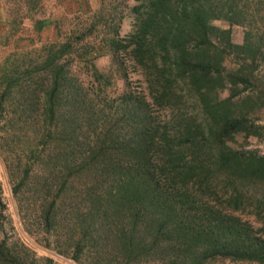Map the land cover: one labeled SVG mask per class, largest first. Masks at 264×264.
I'll return each mask as SVG.
<instances>
[{
	"label": "trees",
	"instance_id": "1",
	"mask_svg": "<svg viewBox=\"0 0 264 264\" xmlns=\"http://www.w3.org/2000/svg\"><path fill=\"white\" fill-rule=\"evenodd\" d=\"M251 1L264 18V0H137L127 41L116 32L105 40L113 62L122 55L144 71L154 104L177 88L195 99L199 111L172 133L130 90L125 70L118 100L90 60L83 87L70 69V37L44 45L34 67L30 53L13 56L1 74L0 157L26 234L74 264H264V154L228 145L237 134L262 136L250 113L264 108V90L244 94L264 68V28L247 22ZM214 20L244 27L243 43ZM231 55L242 61L234 70L224 66ZM0 264L55 263L1 239Z\"/></svg>",
	"mask_w": 264,
	"mask_h": 264
},
{
	"label": "rangeland",
	"instance_id": "2",
	"mask_svg": "<svg viewBox=\"0 0 264 264\" xmlns=\"http://www.w3.org/2000/svg\"><path fill=\"white\" fill-rule=\"evenodd\" d=\"M30 3V0H0V84L3 68L7 63L12 62L14 55L22 57L24 54L30 53L25 62L28 67H34L44 59L45 55L41 50L44 45L56 44L59 48L70 37L74 42L73 49L75 50L74 61L70 69L79 78L83 87H91V81L85 73L84 65V61L90 60L101 72L110 76L113 87L109 91L106 89L112 95L110 101L118 100V94L125 89L124 80L120 76V71L125 70L130 90L136 95L143 94L145 96L150 104V111L155 122L160 126L165 125L169 133L173 132L176 121L187 120L199 111L195 99L182 94V90L178 88L175 91L178 97H173L163 106L154 104L150 97L144 71L138 66L135 67L122 55L118 56L117 61H112V54L107 52L105 40L111 38L116 32L118 39L127 41L134 31L135 13L133 7L137 5V0H37L35 9L32 11L33 4ZM248 5L253 17L249 18L247 22L255 23L259 32H262L264 28L263 13L255 9L256 5L253 1ZM39 21L45 23L40 32L37 31ZM212 23L220 29L230 28L231 40L234 44L243 43L246 30L244 27L230 26L225 20H214ZM88 30H92V32L88 33ZM81 33H84L83 39L76 42L75 38ZM213 40L218 42L215 38ZM83 55L84 58L79 57ZM241 62L240 58L231 55L226 58L224 66L234 70ZM23 66L26 67L25 64ZM251 78L253 87L247 88L244 94L258 96L261 90H264V68L260 66ZM228 94L226 88L221 90L218 95L223 99ZM40 98V102L43 104L44 91L40 92ZM2 119V113H0V120ZM250 119L262 127L261 138L249 137L245 141L243 134H237L235 141L228 145L233 149L240 150L245 147L264 154V108L260 110L255 108L250 113ZM94 134L95 132H91V135ZM18 148L19 145L14 146L15 150ZM5 166L2 157H0V240H6L9 244L16 242L25 244L38 258H51L55 264H74L68 258L59 257L52 250L44 248L38 243L36 237L25 233L18 203L12 193V184ZM27 199L28 196L23 194L21 200L25 204H27ZM240 215L255 228L260 226L257 219L246 211ZM39 238L43 239L42 235H39Z\"/></svg>",
	"mask_w": 264,
	"mask_h": 264
}]
</instances>
